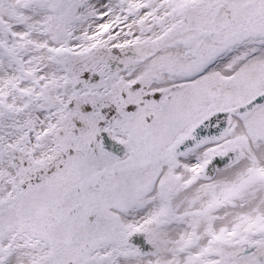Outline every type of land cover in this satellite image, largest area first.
I'll list each match as a JSON object with an SVG mask.
<instances>
[{"label":"snow or ice","instance_id":"1","mask_svg":"<svg viewBox=\"0 0 264 264\" xmlns=\"http://www.w3.org/2000/svg\"><path fill=\"white\" fill-rule=\"evenodd\" d=\"M0 264H264V0H0Z\"/></svg>","mask_w":264,"mask_h":264}]
</instances>
